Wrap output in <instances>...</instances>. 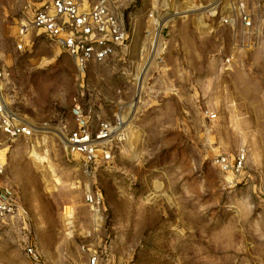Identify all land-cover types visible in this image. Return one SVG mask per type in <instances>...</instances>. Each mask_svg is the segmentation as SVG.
Masks as SVG:
<instances>
[{"label":"rangeland","instance_id":"374dc122","mask_svg":"<svg viewBox=\"0 0 264 264\" xmlns=\"http://www.w3.org/2000/svg\"><path fill=\"white\" fill-rule=\"evenodd\" d=\"M44 0H0V53L11 72L9 108L30 137L0 129V192L21 206L0 221V264L83 261L82 246L114 264H264V34L254 48L204 15L207 0H107L128 40L80 75L67 53L32 29H17ZM189 9L151 49V11ZM168 11V10H166ZM229 58V69L223 61ZM119 112L126 140L87 174L64 139ZM207 113H213L211 119ZM247 153L241 175L222 173L215 156ZM86 191L98 192L93 213Z\"/></svg>","mask_w":264,"mask_h":264},{"label":"built area","instance_id":"2783aa9c","mask_svg":"<svg viewBox=\"0 0 264 264\" xmlns=\"http://www.w3.org/2000/svg\"><path fill=\"white\" fill-rule=\"evenodd\" d=\"M203 9L208 21L217 20L234 34L237 45L244 49L254 48L264 34V0H207ZM28 10V16L18 25L17 49H22L24 38L30 30L41 31L69 55L80 75L84 74L90 63L101 62L111 56L116 47L123 45L129 37L128 28L107 0H44ZM190 13L189 9L174 8L170 11L164 5L151 11L148 14L153 29L151 49L157 48L159 37L167 24ZM229 62L230 59L226 57L222 63L225 70L229 69ZM10 74L0 53V129L12 137H30L36 127L12 111L3 96V87ZM72 111L78 127L69 132L64 143L80 157L84 173L89 174L99 162L112 159V147L126 140L129 123L117 112L111 119H99L91 133L78 102H74ZM207 115L211 119L215 118L213 113ZM213 163L222 173L238 176L246 169L247 153L239 149L233 156L219 154L214 157ZM261 179L264 182V169ZM260 193L264 200V188ZM84 201L93 213H99L102 206L100 193L86 191ZM20 210L21 206L13 200L9 190L3 189L0 192V221L15 217ZM81 249L85 258L74 264H114L104 259L101 253L85 246ZM26 254L33 264H49L33 246H27Z\"/></svg>","mask_w":264,"mask_h":264}]
</instances>
